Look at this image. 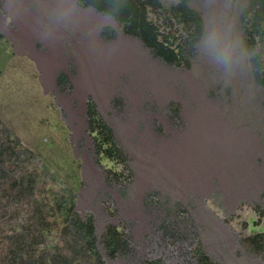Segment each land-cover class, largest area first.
<instances>
[{
    "label": "rangeland",
    "instance_id": "374dc122",
    "mask_svg": "<svg viewBox=\"0 0 264 264\" xmlns=\"http://www.w3.org/2000/svg\"><path fill=\"white\" fill-rule=\"evenodd\" d=\"M180 1L150 13L165 33L178 29L165 17ZM187 1L204 34L179 67L76 0H0V119L58 174L56 188L77 187L108 264H195L197 247L219 264H264L244 243L264 231V86L245 38L250 0ZM89 103L124 162L94 149ZM108 225L129 253L106 255Z\"/></svg>",
    "mask_w": 264,
    "mask_h": 264
},
{
    "label": "trees",
    "instance_id": "16d2710c",
    "mask_svg": "<svg viewBox=\"0 0 264 264\" xmlns=\"http://www.w3.org/2000/svg\"><path fill=\"white\" fill-rule=\"evenodd\" d=\"M76 1L111 15L125 34L179 67L189 64L190 49L204 34L203 17L187 0L173 4L165 17L178 26L175 33H165L150 17L163 8L161 0ZM245 38L249 46L258 48L254 56L256 77L264 86V0H250ZM87 118L96 152L124 162L126 157L111 128L93 103L88 105ZM59 182L58 174L0 119V264H108L100 249L94 215L83 217L76 207L77 187L67 183L56 188ZM100 242L111 259L130 252L129 242L115 225L105 228ZM244 243L264 258V231L247 236ZM194 254L195 264H219L201 247ZM143 264L165 263L154 259Z\"/></svg>",
    "mask_w": 264,
    "mask_h": 264
},
{
    "label": "clouds",
    "instance_id": "9594fccd",
    "mask_svg": "<svg viewBox=\"0 0 264 264\" xmlns=\"http://www.w3.org/2000/svg\"><path fill=\"white\" fill-rule=\"evenodd\" d=\"M218 59L223 63H227L228 57L225 53L221 52L218 56Z\"/></svg>",
    "mask_w": 264,
    "mask_h": 264
},
{
    "label": "bare ground",
    "instance_id": "6f19581e",
    "mask_svg": "<svg viewBox=\"0 0 264 264\" xmlns=\"http://www.w3.org/2000/svg\"><path fill=\"white\" fill-rule=\"evenodd\" d=\"M121 45V44H120Z\"/></svg>",
    "mask_w": 264,
    "mask_h": 264
},
{
    "label": "water",
    "instance_id": "95a60500",
    "mask_svg": "<svg viewBox=\"0 0 264 264\" xmlns=\"http://www.w3.org/2000/svg\"><path fill=\"white\" fill-rule=\"evenodd\" d=\"M97 10V9H96Z\"/></svg>",
    "mask_w": 264,
    "mask_h": 264
}]
</instances>
